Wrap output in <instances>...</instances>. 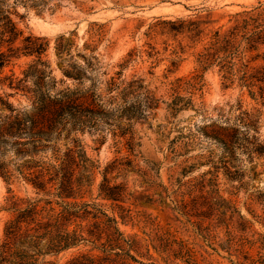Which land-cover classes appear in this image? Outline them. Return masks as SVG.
Segmentation results:
<instances>
[{
    "label": "rangeland",
    "instance_id": "1",
    "mask_svg": "<svg viewBox=\"0 0 264 264\" xmlns=\"http://www.w3.org/2000/svg\"><path fill=\"white\" fill-rule=\"evenodd\" d=\"M17 11L12 15L22 34L20 46L2 69L0 94L15 105L30 109L35 102V82L49 87L51 93L70 95L93 120L83 129L62 136L56 143L71 146L78 138L90 158L97 160L94 180L85 198L96 196L97 184L105 165L115 157L132 159L110 169L107 175L115 182L126 181L128 202L136 217L121 224L126 232L146 235L145 218L161 229L171 231L194 247L197 256L212 264H236L235 255L215 250L194 230L189 214L175 208V199L185 196L190 204L191 180L217 165L216 173L224 193L237 184L227 179L219 158L226 151L206 132L236 130L264 142V106L253 99L237 80L225 82L216 64L202 69L199 53L204 51L215 29L227 30L237 16L254 15L264 27V0H5ZM28 34L30 37L25 39ZM34 47L47 42L39 55L51 70L49 76L36 69ZM28 42V43H27ZM3 49H7L4 46ZM259 53L251 64H264V45L247 52ZM47 68V69H48ZM25 77L21 81L19 78ZM12 82V83H11ZM53 83V85H52ZM12 84V86H11ZM175 95L180 103L192 97L191 104L177 112L168 106ZM132 104L138 117H127L123 107ZM95 108L92 113L88 108ZM196 108V109H195ZM253 125L250 120L255 119ZM206 131V132H205ZM133 132V153L123 141ZM240 166L251 162L246 152L235 148ZM135 154V155H134ZM259 163L263 159L256 158ZM237 192L240 212L253 228L264 234L262 205L248 195L264 192V171ZM247 177H244L246 179ZM35 195L34 188L21 178L6 181L0 175V238L9 212L3 205L10 194ZM258 213V214H257ZM260 217H259V216ZM85 247L64 248L45 259L62 264ZM154 261L167 264L157 253ZM242 261V259H239ZM242 264H252L243 261Z\"/></svg>",
    "mask_w": 264,
    "mask_h": 264
},
{
    "label": "trees",
    "instance_id": "2",
    "mask_svg": "<svg viewBox=\"0 0 264 264\" xmlns=\"http://www.w3.org/2000/svg\"><path fill=\"white\" fill-rule=\"evenodd\" d=\"M12 7L0 0V75L10 56L19 50L15 42L23 32L12 16L17 15ZM239 15L227 30H214L208 45L199 53L198 62L202 69L218 65L225 82L237 80L264 106V64L250 63L259 53L247 56L251 49L264 45V27L254 15ZM27 37L30 34L24 38ZM46 44L42 42L34 49L25 42L24 47L32 54L37 53L34 65L42 67L36 70L46 72L51 80L49 64L39 56ZM19 80L24 81L25 77ZM28 92L35 100L30 109L10 102L7 99L10 93L0 94V175L6 181L21 178L35 190L33 196L12 193L1 206L9 212V217L3 224L0 238V264H55L45 259L46 255L71 247L85 248L62 264H159L154 261V252L167 264H212L205 262L204 256L199 258L188 241L161 229L149 217L145 218L147 230H142L146 241L137 233L121 228L122 223L136 217L128 202L126 181L115 182L107 175L110 169L126 163L121 158L115 157L105 165L96 196L85 198L94 180L97 160L90 158L78 138L71 141V146L64 147L56 141L83 129L93 116L84 112L81 104L70 95L51 93L49 87L38 82ZM181 99L182 96L175 95L168 106L177 112L191 104L192 97L185 103H180ZM88 109L98 112L95 108ZM121 112L127 117H138L140 113L132 104L123 107ZM258 116L250 120V125ZM206 134L225 149L226 155L220 157L219 162L227 179H236L237 184L224 193L218 181L217 165H213L209 176L203 172L191 180L190 204L183 192L174 200L175 208L182 214H189L194 230L208 245L234 254L236 264L243 261L264 264V234L243 216L237 200V192L260 173L256 167L262 165L264 171V142L254 135H240L236 130L212 129ZM123 142L131 153L134 144L139 145V141H134L133 132L125 141L118 139L115 143L119 148ZM236 147L246 152L251 162L248 169L238 163ZM258 157L263 162L259 163ZM131 160L127 158V163ZM247 198L249 202L255 199L262 205L264 214V192ZM261 218L264 219V215Z\"/></svg>",
    "mask_w": 264,
    "mask_h": 264
}]
</instances>
